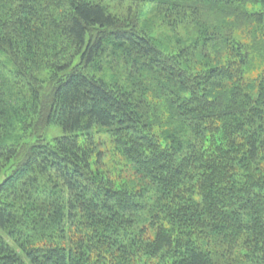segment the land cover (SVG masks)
Listing matches in <instances>:
<instances>
[{"label":"trees","instance_id":"1","mask_svg":"<svg viewBox=\"0 0 264 264\" xmlns=\"http://www.w3.org/2000/svg\"><path fill=\"white\" fill-rule=\"evenodd\" d=\"M139 1L0 0V264H264V0Z\"/></svg>","mask_w":264,"mask_h":264},{"label":"rangeland","instance_id":"2","mask_svg":"<svg viewBox=\"0 0 264 264\" xmlns=\"http://www.w3.org/2000/svg\"><path fill=\"white\" fill-rule=\"evenodd\" d=\"M103 3L106 8L116 13L119 16H125L127 12L130 10L132 13H135L139 16L140 26L153 38L160 41L165 47L175 44V40L177 35L180 34L181 37H187V28L185 26H180L178 30L173 29L168 26L166 22L161 20L156 16L154 11V5L150 2L141 3L139 0L135 3L134 0H97ZM250 10L258 9L261 6L259 4H253L251 2L247 5ZM150 9V10H149ZM191 31V29H189ZM248 39V38H247ZM253 60L250 66L247 69V76L251 78H255L258 74L264 71V56L261 53H257L256 56H252ZM48 71H43L40 75L41 78H47ZM101 74V73H100ZM105 76L107 78L110 77L111 71L108 69L104 70ZM41 129L44 131V135L47 140L52 141L53 138L59 136L62 131L61 127L56 123H51L46 125L42 123ZM8 137L14 141L23 143L24 139L30 138V133L26 132V130L21 128V125H18L17 131L12 135H8ZM36 137H31V139ZM97 139L100 140L102 146L101 148L104 150L106 154L105 165L107 168H111L115 170L117 173H121L123 175L131 174V166L127 161L121 157L116 151L114 145L111 143V139L109 138L106 132H100L97 136ZM5 172L4 170H2ZM2 176L0 175V181Z\"/></svg>","mask_w":264,"mask_h":264}]
</instances>
